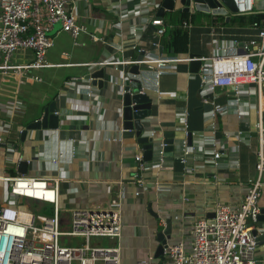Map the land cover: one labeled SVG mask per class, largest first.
I'll list each match as a JSON object with an SVG mask.
<instances>
[{"label":"crops","instance_id":"obj_1","mask_svg":"<svg viewBox=\"0 0 264 264\" xmlns=\"http://www.w3.org/2000/svg\"><path fill=\"white\" fill-rule=\"evenodd\" d=\"M118 1L71 0L69 7L74 9L78 22L105 41L104 45L96 44L83 35L77 40L78 45L73 46L69 36L60 33V25H56L50 32L54 51L48 54V62L71 66L34 71L25 78L0 73L2 78L13 77L16 83L10 89L12 93L0 91V99L4 100L0 103L12 106L18 102L23 106L19 115H14L18 119L13 129L14 116L7 117L0 111V124L9 123L10 126L0 147V156L2 152L6 165L0 168V174L10 178L21 175L43 179L59 177L60 215L61 212L67 213L65 220L60 218L62 224H69L74 209L118 211L121 236L117 241L106 239V246L120 247L121 264L141 261L159 264L162 256L157 257L156 251L161 243L164 242V246L182 243L188 248L194 223L209 219L216 203L237 208L243 200L249 181L255 180L257 175V110L253 99L252 106L241 118L229 113L217 115L213 122H209L206 114L210 108L201 103L199 69L194 73L190 63L176 65L175 71L160 78L161 95L152 88H144V94L151 100V113L141 120L143 136H152L156 145L152 161L145 162L141 180H135L138 172L135 157L142 156L144 151L137 142L136 132L124 130L122 120L123 95L130 90L132 78L128 75L133 66L93 69L103 70L104 79L100 89L90 83L92 98L87 96L85 86L92 69L80 66L102 60L121 62L139 57L130 49L133 40L129 29L133 24L138 27L140 19H125L119 35L111 28L117 19L113 10ZM132 1L136 3L137 0ZM183 9L179 0H175L173 10H166L161 16L167 26L175 28L180 27L175 25L180 23L178 14L187 15L189 28L184 30L188 34V47L187 52L178 57L182 59L191 55L208 58L222 54L227 48H234L239 53L250 40H258L260 29L253 23L262 26L264 20L260 24L249 21L264 15V0H255L252 14H230L228 19L195 9L194 14L193 10L185 13ZM138 29L139 46L153 55L171 56L163 52L161 42L164 36L160 41L161 53L160 48L151 47L155 28L145 25ZM120 44L123 52L118 48ZM31 59V52H20L15 55L14 62L28 63ZM32 75L39 76L42 81H31L29 76ZM72 79H79L80 82H74L82 84H79V90L70 83ZM140 84L144 86V79ZM229 88L218 86L216 104L224 105L228 101ZM51 103L55 104L57 112L56 129L29 130L23 136L17 135L18 130L26 131L28 126L40 121L44 109ZM167 132H174L178 140L173 159L181 158L187 135L191 134L190 147L203 146L211 150L215 144V148L222 152L218 166H213L207 155L194 153L186 167L180 162L165 160L156 171L162 136ZM237 133L242 134L241 140L234 137ZM225 134L229 137L225 138ZM18 156L27 163L25 174L18 171ZM54 159H58V165L51 163ZM258 205L261 214L256 229L264 238V187ZM46 206L51 208L52 214L49 204L39 203L31 207L44 212ZM257 258L264 264V241L259 243Z\"/></svg>","mask_w":264,"mask_h":264},{"label":"built area","instance_id":"obj_2","mask_svg":"<svg viewBox=\"0 0 264 264\" xmlns=\"http://www.w3.org/2000/svg\"><path fill=\"white\" fill-rule=\"evenodd\" d=\"M188 1L189 10L194 9V0ZM238 15H248L254 12L255 0H232ZM71 0H0V73L2 76L27 77L34 71L49 70L55 67L71 66L70 64L53 65L47 56L54 47L50 32L56 25H60V33L72 40L73 46L77 40L86 35L91 42L105 44L103 38L95 36L88 28L80 24L69 7ZM164 0H132L118 1L113 15L116 22L111 25L113 31L119 35L122 23L129 17L140 19L138 27L150 25L154 29L151 47L160 48V41L166 32V24L158 13L162 10ZM135 3V4H134ZM125 4V5H123ZM132 5V6H129ZM185 8V6H184ZM166 10L163 9V12ZM258 40H250L241 52L234 48L223 50L222 54L208 58H178L175 56L153 55L138 45L140 30L137 24L129 29L133 45L130 49L139 57L134 60L121 62L97 61L80 64L92 69L89 74L99 67L125 66L137 67L138 75L129 74L132 80L140 84L144 79L139 94H144V88H152L161 95L159 89L160 78L175 71L180 63L200 62L201 103L209 107L206 114L209 122H213L217 115L235 114L241 118L247 108L255 100L257 123L255 129L258 139L256 178L249 181L248 190L237 208L227 204L216 203L213 218L201 219L194 223L188 248L182 243L165 245L159 264H258V238L262 232L257 231L260 208L258 201L261 189L264 187V20L260 27ZM180 27L189 28L184 20ZM119 45L120 52L123 47ZM20 52H31L32 59L28 63H15L14 57ZM31 81L39 83V76H29ZM131 80V81H132ZM150 80V81H149ZM70 82L80 88L79 79ZM92 79H87V96L92 98ZM80 82V81H79ZM151 82V83H150ZM219 85L228 86L230 97L224 105L215 102L216 89ZM82 86V84H81ZM22 103L16 102L12 106L0 103V111L7 117H12L21 111ZM55 115L57 112L54 113ZM213 126L210 128L212 129ZM10 130L9 123L0 124V147L4 137ZM23 130H18L21 135ZM185 135L186 132H185ZM241 133L234 137L241 140ZM229 134H225L228 138ZM215 142V141H214ZM208 150L203 146L189 147L185 143L180 163L186 167L188 160L194 153L207 155L210 163L217 167L222 152L215 148ZM72 149V154L75 153ZM39 153H37V156ZM17 164L23 162L17 157ZM138 172L134 178L140 181V174L145 170V162L141 155L135 157ZM162 147L159 151V164L156 171L164 163ZM26 163V162H25ZM58 165V159L52 160ZM27 165V163H26ZM60 178H26L23 175L13 178L0 175V184H8V203L0 205V264H121L120 247L90 246L91 239L118 240L121 236L120 213L118 211H92L88 209H74L71 211L69 226L71 230L61 227L60 220ZM22 200L52 206V214L46 216L30 205H22ZM256 231V235L253 232ZM83 238L84 244L69 246L70 242ZM137 264H149L141 261Z\"/></svg>","mask_w":264,"mask_h":264},{"label":"water","instance_id":"obj_3","mask_svg":"<svg viewBox=\"0 0 264 264\" xmlns=\"http://www.w3.org/2000/svg\"><path fill=\"white\" fill-rule=\"evenodd\" d=\"M175 0H164L162 5V10L158 13L161 17L163 9L165 10H173ZM182 6L185 8L182 12L188 13L189 8L187 5L189 4L186 0H179ZM194 9L197 12L212 14L216 16H225L227 19L230 14H236V8L232 0H194ZM160 53L162 49H159ZM190 58H195V56L191 55ZM199 61L190 62V66L192 67V71L196 73L200 67ZM131 74L138 75L137 67H132L130 70ZM87 78L92 79L91 83L93 86L102 88L104 73L103 70H97L92 74L88 75ZM130 90H128L123 95V110H122V120H123V128L124 130H134L136 132L137 142L142 145L143 149V161L151 162L153 158V151L155 147V141L152 136L145 137L143 136L144 126L141 124V120L149 117L151 113V100L148 98L146 94H139L141 91V86L137 80H132L130 82ZM56 112V107L54 103H51L47 108L44 109L43 117L40 121H37L26 129L22 133V136L26 134L27 131H36L40 129H56L57 128V116L54 114ZM163 140L161 143L162 152L164 160L167 161H175L180 162V159H173V154L176 146L177 137L174 132H167L163 134ZM187 146H191V134L187 135ZM27 170V166L25 162H21L18 167V171L21 174H25ZM209 219L213 218V214L208 216ZM256 235V231L253 232ZM263 236L258 238L259 243H263ZM164 248V242L160 244L157 248L156 256H162ZM258 264H262L260 261Z\"/></svg>","mask_w":264,"mask_h":264},{"label":"rangeland","instance_id":"obj_4","mask_svg":"<svg viewBox=\"0 0 264 264\" xmlns=\"http://www.w3.org/2000/svg\"><path fill=\"white\" fill-rule=\"evenodd\" d=\"M177 8V7H176ZM192 14H194V10L191 11ZM174 15H177L176 12H174ZM52 52L54 50H51ZM78 51V49H75V52ZM17 61V60H16ZM15 61V62H16ZM7 78V79H6ZM6 78H2L0 77V91H7L9 92L11 87H13L16 83L13 79V77H6ZM12 93V90L10 91ZM4 100L0 99V102H3ZM16 115H19V112L15 113ZM18 119V116H14V119L12 120V129L13 127H15V120ZM9 121V120H8ZM20 127V126H19ZM3 153L1 152V156H0V168L2 167H6L5 164H3ZM13 167V166H12ZM3 169V168H2ZM1 175V174H0ZM8 184H0V205H5L8 202V199L10 198L8 195ZM22 205H30L32 207L37 206L39 203L34 202V201H30V200H22L19 202ZM47 207V206H46ZM44 212H42V214L49 216L51 214V208L47 207V208H43ZM67 216L66 212H61L60 218L61 220H65V217ZM61 227L66 228L68 231L71 230V227L69 225H65V224H61ZM79 245H83L84 244V239L83 238H77L76 240H72L70 242V244H68L69 246H79ZM97 244H99L100 246H106L107 245V240L106 239H91L90 241V246H97Z\"/></svg>","mask_w":264,"mask_h":264},{"label":"trees","instance_id":"obj_5","mask_svg":"<svg viewBox=\"0 0 264 264\" xmlns=\"http://www.w3.org/2000/svg\"><path fill=\"white\" fill-rule=\"evenodd\" d=\"M178 16L181 18L179 24L175 25H181V23L187 19L186 14H178ZM264 19V15L256 16L252 20H249L251 23L253 22H259L261 23V20ZM166 23V22H165ZM174 25V26H175ZM261 26V24H260ZM166 34V35H165ZM164 34V37L162 39L161 45L163 48V52L165 54L179 57L180 55H183L187 52L188 47V34L187 31L182 29L181 27H170L166 25V32Z\"/></svg>","mask_w":264,"mask_h":264}]
</instances>
